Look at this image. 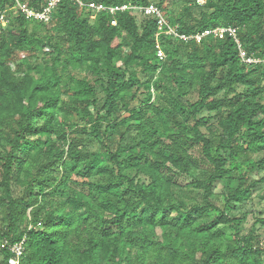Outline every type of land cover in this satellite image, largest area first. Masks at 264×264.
<instances>
[{"label":"trees","instance_id":"1","mask_svg":"<svg viewBox=\"0 0 264 264\" xmlns=\"http://www.w3.org/2000/svg\"><path fill=\"white\" fill-rule=\"evenodd\" d=\"M178 1L181 34L234 29L260 62L230 33L160 60L155 19L0 0V264L20 243L21 264H264L231 215L264 185V0Z\"/></svg>","mask_w":264,"mask_h":264},{"label":"built area","instance_id":"2","mask_svg":"<svg viewBox=\"0 0 264 264\" xmlns=\"http://www.w3.org/2000/svg\"><path fill=\"white\" fill-rule=\"evenodd\" d=\"M62 0H49L47 5L44 7L43 11H36L27 6L23 0H16L17 5L19 8L25 13L28 19H35L38 21H42L44 23H49L52 20V14L56 10L57 6ZM82 7H89L95 13L99 12H108L113 16H116L118 13L128 12L134 16H143L155 19L157 22V33L155 35L156 38V49H157V56L160 60H164L166 58V54L162 49V38L163 37H173L183 41H190L195 39L197 43L201 44L204 38L214 35L216 38L223 39L226 33H230L234 36L236 42L239 44L240 53L243 61L248 64L252 63H259L260 61L255 58L247 57L246 53L241 48L240 41L235 34V30L231 28H217L215 30L206 31L203 34H199L196 36H187L181 34L178 30V26H173L167 18L163 8L159 7L156 4H148V5H140L134 3H128L124 5H116V6H105L103 4H98L95 2L91 3H84L81 0H74ZM6 13L1 14V20L3 21V26H6ZM113 25H117V22L114 21ZM12 257L9 260L10 264H21V259L24 255V243L16 244L10 247Z\"/></svg>","mask_w":264,"mask_h":264},{"label":"rangeland","instance_id":"3","mask_svg":"<svg viewBox=\"0 0 264 264\" xmlns=\"http://www.w3.org/2000/svg\"><path fill=\"white\" fill-rule=\"evenodd\" d=\"M147 1L155 2V3L159 2V0H147ZM199 3L205 4L206 0H199ZM181 5H182L181 2L178 0H176L173 4H171L170 1H167L162 8L167 16L171 15L174 17L181 10L182 7ZM124 49H125V53H128V49L126 46ZM153 95L154 97H158L159 94L153 91ZM99 96L100 98L103 97L102 94H100ZM143 98H144L143 95L140 96L138 101H135L132 104V107H137V106L139 107V104ZM194 98L196 99V97ZM64 99H67V95L64 96ZM127 116L128 114L124 115V117ZM119 139L120 138L117 137L116 140L119 142ZM108 143L110 144L111 142L109 141ZM125 143L126 145L129 144L128 141H126ZM187 181L188 180L184 178L180 180V182L183 183H187ZM227 183H228L227 181L220 182L219 185L216 187V192L222 193L225 190ZM232 183L236 184L235 179H233ZM241 214L246 216L244 223L242 225V233L248 235L251 231H256L258 234H260L261 241L264 243V224L258 222L264 220V185L258 187V190H256L252 201L245 203L243 205H237L231 211V215L233 217H238ZM227 233L228 236H232V231L228 230ZM158 236L159 237L161 236L160 230H158Z\"/></svg>","mask_w":264,"mask_h":264}]
</instances>
